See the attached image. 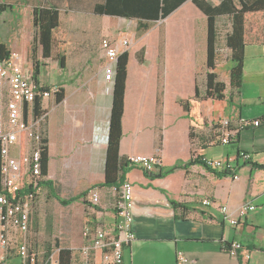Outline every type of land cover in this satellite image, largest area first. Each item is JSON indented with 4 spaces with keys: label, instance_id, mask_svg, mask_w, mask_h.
Segmentation results:
<instances>
[{
    "label": "crops",
    "instance_id": "obj_1",
    "mask_svg": "<svg viewBox=\"0 0 264 264\" xmlns=\"http://www.w3.org/2000/svg\"><path fill=\"white\" fill-rule=\"evenodd\" d=\"M202 1L213 7L224 2ZM107 2L110 0H39L32 5V8L53 5L59 10L51 55L42 58L37 45L35 72L39 85H57L63 90L59 102L52 95L41 100L48 160L39 190L45 193L47 187L43 181L49 180L56 191L60 188L64 194L74 196L85 192L83 198L71 204H77L81 211L77 213L78 226L83 228L88 221L108 226L117 221L114 205L122 181L128 179L134 192L135 239L125 245L122 264H264V168H258L264 165V123L240 129L237 143L231 145L235 147L233 152L224 150L220 155L207 156L204 148L224 145L217 139L210 141L208 134L196 138L194 142L205 144L190 151L188 123L176 105L177 98L172 100L169 96L177 95V90L165 89L158 106L160 114L155 116L151 97L144 95L143 90L132 91L130 51L119 146L122 161L132 155L158 152L159 165L164 170L186 162L191 154L202 159L222 158L233 164L239 178L217 176L213 171L218 169L208 170L198 164L176 169L162 178H152L127 162L128 169L116 186L104 185L114 79H105L104 67L108 61L101 40H110L120 53L125 49L120 41L126 39L129 45L138 23L149 26L164 23L163 35H159V29L155 31L156 45L162 44V52L156 53L155 59L163 62L167 77L180 79L187 72L192 76L195 65L203 63L208 38L207 15L197 8L194 0H180L166 18L157 21H139L97 11L99 5ZM226 16L218 14L215 24L219 25ZM244 51L239 95L231 105L216 108L232 126L237 125L238 118L252 121L264 115V45L247 46ZM230 66L229 61L228 70ZM52 73L57 75L54 80L50 78ZM239 151L248 153L250 158L243 161ZM92 189L97 192L98 204L87 200ZM207 198L211 205L203 204ZM244 202L255 204L256 210L248 212L236 225L229 224L219 205L234 213ZM233 241L241 243L250 253L249 259L228 254L225 246ZM77 242L81 246L85 239L80 236ZM180 254L186 257L184 262L178 260ZM5 260V264L21 262L16 252L8 253Z\"/></svg>",
    "mask_w": 264,
    "mask_h": 264
},
{
    "label": "built area",
    "instance_id": "obj_2",
    "mask_svg": "<svg viewBox=\"0 0 264 264\" xmlns=\"http://www.w3.org/2000/svg\"><path fill=\"white\" fill-rule=\"evenodd\" d=\"M120 43L125 51L128 41L122 39ZM101 49L108 61L104 67L105 79H113L116 59L121 52L108 39L101 40ZM24 65L23 56L15 51H9L0 60V264H5L6 255L12 252L17 253L20 264H36V253L26 237L31 220L30 207L42 176L41 146L45 136V114L34 115L33 101L36 97L43 99L52 95L54 98L59 90L57 85L45 88L35 83L31 72ZM220 123L227 127L230 120L224 118ZM250 124L258 126L259 120L238 118L237 125L241 129ZM236 132L224 131L220 141L228 144ZM238 155L243 161L250 158L246 152L239 151ZM129 160L131 165L145 173L154 172L161 163L156 154L132 155ZM203 160L211 169L235 170L230 161L222 158ZM233 178L238 179L239 175L235 173ZM27 185L32 186L33 191L20 193ZM120 192L114 205L117 221L113 225L92 224L90 221L84 224L82 236L85 242L72 249L74 264H122L125 245L135 239L132 230L134 192L128 179L122 181ZM87 200L91 204H98L97 192L90 190ZM203 204L211 205L212 201L207 198ZM219 208L231 225H236L248 212L256 210L255 204L251 202H244L234 213L223 204ZM227 252L237 259L247 260L250 257V253L238 241L229 243ZM178 260L184 262L186 257L180 254Z\"/></svg>",
    "mask_w": 264,
    "mask_h": 264
},
{
    "label": "trees",
    "instance_id": "obj_3",
    "mask_svg": "<svg viewBox=\"0 0 264 264\" xmlns=\"http://www.w3.org/2000/svg\"><path fill=\"white\" fill-rule=\"evenodd\" d=\"M180 0H110L104 6L99 5L97 11L105 14H118L122 17L131 19L157 21L166 18L170 12L178 6ZM201 11H203L208 18L207 23V47H206V85L204 89V96L214 100H222L225 98V82L217 79V74L214 72L216 69L217 54H219L218 40L220 39L221 30L216 25V17L218 14H227L225 20L228 21L229 29L224 34V45L230 52L228 60L231 62L230 69L228 70L229 84H230V96H238L240 92V86L242 84V75L244 71L243 57L245 55V47L253 45H264V0H228L222 2L217 7L211 6L208 2L202 0H194ZM207 4V6H206ZM8 9H12V5L4 2H0V14ZM59 10L53 5H36L32 8V24L36 28L35 34H33L31 45V59H32V76L34 82L37 83L35 64L36 59L34 54L36 52L37 45L41 48L40 53L42 58H49L52 50V34L53 29L58 26ZM129 51L125 50L118 54L116 59V67L114 68V83H113V99L112 108L109 119V130L107 134V148H106V161H105V177L104 185L116 186L118 181L123 178L124 173L128 169L126 163L129 162V158L122 161L119 154V146L122 135V115L124 114V99H125V83L127 80V68L129 61ZM9 54L5 43L0 42V60L5 58ZM63 65V63H62ZM47 88V86L45 87ZM195 96L198 97V93L195 89ZM63 97V90L59 87L58 92L55 94L54 100L59 102ZM40 98H35L33 101L34 115L39 116L45 113L42 109ZM259 122L264 123V115L258 118ZM45 126V124H44ZM212 128L211 134L208 133L210 141L217 139L220 142L224 131L236 130L234 138L228 143L235 145L237 143V136L239 134L240 126L225 127L222 124H215ZM46 128V127H45ZM44 128V130H45ZM41 146V174L47 173V160H48V140L45 136ZM198 164L208 170V166L204 160L197 155L190 158L180 164H174L164 170L161 166H157V171L154 173H146L149 177L157 178L164 177L167 174L178 169H187L190 165ZM258 168H264V165L258 166ZM217 176H233L236 173L234 171H227L224 169L213 171ZM48 188V193L51 198L58 200L61 204L70 205L71 203L79 200L85 196V192L66 198H61L56 192L55 187L49 180L43 181ZM37 189V188H36ZM23 191V192H22ZM20 193L24 191H33V187L30 185L24 186ZM87 203L85 200H82ZM227 249V246H225ZM58 264H74L73 250L58 246L57 255Z\"/></svg>",
    "mask_w": 264,
    "mask_h": 264
},
{
    "label": "rangeland",
    "instance_id": "obj_4",
    "mask_svg": "<svg viewBox=\"0 0 264 264\" xmlns=\"http://www.w3.org/2000/svg\"><path fill=\"white\" fill-rule=\"evenodd\" d=\"M37 1L39 0H0V2L12 5V9L6 8L0 14V42L5 43L8 51H15L23 56V59L27 62L24 67H27L29 72H31L30 68L33 65L30 49L33 34L36 30L31 21V10L32 5H35ZM227 23V20H223L218 25L221 35L218 40L219 54H217L216 69L214 70L217 79L226 84L224 89L225 98L222 100H214L204 96L207 70L205 60L203 63L195 65L196 69L192 76H189L187 72L185 78L167 77L163 62L155 59L156 53L162 52V44L161 46L156 45L155 37L157 33L155 31L159 29V35H163L164 23L156 26H149L148 23H138L134 29L135 35L127 47V50L130 51L129 70L132 91H135V89L143 90L144 95L151 97L149 101L150 103L154 102L155 116L160 114L158 106L161 98L164 97L163 92L165 89H170L172 92L177 90V95L171 93L169 96L172 100L177 98L175 100L176 105L183 112L184 122L188 123L187 138L190 151L205 144L204 141L194 142L196 138L205 137L208 133L211 134L213 126L224 119L225 114L216 110V108L224 104L231 105L237 97L230 96L228 75V56L230 52L224 45V34L229 29ZM34 57L37 58L36 54H34ZM56 76L55 73H52L50 78L54 80ZM195 89L198 97L195 96ZM220 143L222 142L220 141ZM222 144L224 145L206 147L203 152L209 157H214L220 155L224 150L233 152L235 149L231 145ZM153 154L159 156L158 152ZM48 191V188H45V193L40 190L37 191L32 207H30L31 220L26 240L33 252L36 253V264H58L56 257L58 246L76 249L79 247L77 239L80 236L82 237V226H78L77 213L81 212L78 209L79 206L77 204L71 205L72 203L67 206L61 204L58 200L51 198ZM57 191V193H60L61 198L68 199L72 197V195L64 194V191L60 188H57Z\"/></svg>",
    "mask_w": 264,
    "mask_h": 264
},
{
    "label": "bare ground",
    "instance_id": "obj_5",
    "mask_svg": "<svg viewBox=\"0 0 264 264\" xmlns=\"http://www.w3.org/2000/svg\"><path fill=\"white\" fill-rule=\"evenodd\" d=\"M110 41V40H109Z\"/></svg>",
    "mask_w": 264,
    "mask_h": 264
}]
</instances>
